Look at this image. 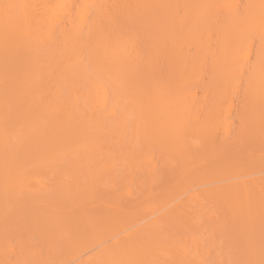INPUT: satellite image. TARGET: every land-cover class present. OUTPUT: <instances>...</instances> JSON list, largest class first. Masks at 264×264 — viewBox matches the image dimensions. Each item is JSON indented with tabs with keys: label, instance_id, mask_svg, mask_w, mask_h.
Returning <instances> with one entry per match:
<instances>
[{
	"label": "bare ground",
	"instance_id": "obj_1",
	"mask_svg": "<svg viewBox=\"0 0 264 264\" xmlns=\"http://www.w3.org/2000/svg\"><path fill=\"white\" fill-rule=\"evenodd\" d=\"M0 264H264V0H0Z\"/></svg>",
	"mask_w": 264,
	"mask_h": 264
},
{
	"label": "rangeland",
	"instance_id": "obj_2",
	"mask_svg": "<svg viewBox=\"0 0 264 264\" xmlns=\"http://www.w3.org/2000/svg\"><path fill=\"white\" fill-rule=\"evenodd\" d=\"M238 144H241V141H239V143Z\"/></svg>",
	"mask_w": 264,
	"mask_h": 264
}]
</instances>
